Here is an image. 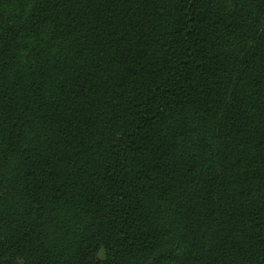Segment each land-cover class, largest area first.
Masks as SVG:
<instances>
[{"label": "trees", "instance_id": "obj_1", "mask_svg": "<svg viewBox=\"0 0 264 264\" xmlns=\"http://www.w3.org/2000/svg\"><path fill=\"white\" fill-rule=\"evenodd\" d=\"M0 264H264V0H0Z\"/></svg>", "mask_w": 264, "mask_h": 264}]
</instances>
